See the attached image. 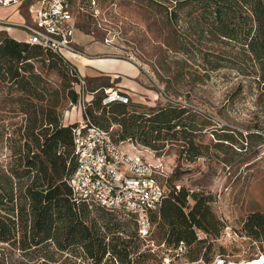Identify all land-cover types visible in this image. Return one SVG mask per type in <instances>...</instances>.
Segmentation results:
<instances>
[{"label": "rangeland", "instance_id": "374dc122", "mask_svg": "<svg viewBox=\"0 0 264 264\" xmlns=\"http://www.w3.org/2000/svg\"><path fill=\"white\" fill-rule=\"evenodd\" d=\"M71 1L74 4L76 0ZM82 5L90 10L86 0ZM96 7L95 16L80 12V27L76 26L74 32V42L82 47L83 56L90 58L86 63L106 70L99 76H86L88 87L99 84L123 88L113 72L124 73L125 62H129L140 69V86L128 91L131 97L127 112L148 111V107L167 102L190 105L192 110L186 111L184 118L186 126L175 127L185 128L187 138L179 131L176 138L169 134L165 139H151L148 146L165 162L168 187L178 189L177 184L206 196L212 218L219 222L217 227L193 226L196 238L181 250L163 239L155 223L150 240H134L138 248L131 253V264H201L219 251L236 256L263 251L264 229L255 236L245 228L244 221L252 211L264 214V95L249 75L236 69L238 45L227 38L196 31L191 27L195 12L175 0H96ZM66 55L84 75L78 69L80 63L74 62L80 54ZM204 55L210 60L218 59L220 65L210 67ZM32 62L33 71L40 73L47 84L44 98L34 99L35 105H55L54 95L62 83L58 67L39 58ZM41 90L38 87L37 91ZM20 92L15 85L0 80V166L11 161L9 144L25 121L22 103L17 100ZM95 95L99 96L100 91ZM57 110L66 122L81 116L78 103L68 97L57 103ZM92 114L104 127L112 123L116 124L114 129L120 127L110 107L102 110L94 105ZM248 132L254 133L249 136ZM189 138L197 154L187 148ZM153 142L155 146L162 142L165 145L154 147ZM194 201L188 195L185 209ZM53 249L52 245L48 247ZM140 252L145 254L140 256ZM60 257L51 264H69V259L62 261ZM28 258L0 242V264H35Z\"/></svg>", "mask_w": 264, "mask_h": 264}, {"label": "trees", "instance_id": "16d2710c", "mask_svg": "<svg viewBox=\"0 0 264 264\" xmlns=\"http://www.w3.org/2000/svg\"><path fill=\"white\" fill-rule=\"evenodd\" d=\"M175 2L187 4L189 11L195 12L191 27L196 31L221 36L238 45L236 69L249 75L264 95V0ZM38 58L49 61L48 64L58 67L61 73L62 83L54 95L55 105H35L34 99L44 98L43 90L47 85L41 74L33 71L32 61ZM204 58L210 67L220 65L218 59L210 60L205 55ZM0 80L21 91L17 100L22 103L20 110L25 114L24 123L17 128V138L9 144L11 161L0 166V242L28 255L35 264L55 263L60 256H63L62 261L69 259V264H131V253L138 248L134 240H142L134 218L76 199L67 180L76 165L71 132L75 121L65 122L57 103L66 97L72 103L77 102L74 72L50 49L1 32ZM38 87L41 92L37 91ZM100 98L94 95L88 109L94 118V105L102 110L111 108L112 118L120 125L112 131L117 140L130 137L148 145L151 139H165L169 134L176 138L179 131L184 138L188 137L185 128L175 129L186 126L185 113L192 110L186 106L167 102L148 107V111L127 112L130 101L101 104ZM262 103L264 107V99ZM252 133L248 132L249 136ZM187 142V148L197 154L193 140L189 138ZM152 145L163 147L165 144L155 146L153 142ZM188 195L195 201L186 210ZM212 217L206 196L189 192L185 186L169 188L150 214L151 233L157 223L168 244L176 246L180 241L189 244L196 238L193 226H218L219 222ZM128 224L133 229L128 230ZM244 225L257 236L259 229H264V214L252 211ZM125 234L127 237L123 236ZM50 245L54 247L51 251L48 250Z\"/></svg>", "mask_w": 264, "mask_h": 264}, {"label": "built area", "instance_id": "2783aa9c", "mask_svg": "<svg viewBox=\"0 0 264 264\" xmlns=\"http://www.w3.org/2000/svg\"><path fill=\"white\" fill-rule=\"evenodd\" d=\"M20 1L27 2L31 14L29 21L17 23L27 33L25 40L61 56L76 76L73 83L81 116L71 126L76 165L67 179L73 196L132 216L138 236L150 240V214L169 191L165 162L139 140L115 139L112 134L115 123L104 127L94 120L88 107L96 91H100L101 104L127 103L131 96L113 86L89 90L86 77L66 55L67 52L82 54L74 42L75 27L81 11L92 16L98 13L96 0H86L90 10L82 5V0H76L74 4L71 0H0V6ZM0 22L5 21L1 19ZM104 40L108 41L107 38ZM181 105L190 106L184 102ZM182 246L185 243L180 241L177 249L181 250ZM164 258L169 263L168 258ZM201 264H264V250L251 256L219 251Z\"/></svg>", "mask_w": 264, "mask_h": 264}, {"label": "crops", "instance_id": "0c3cea01", "mask_svg": "<svg viewBox=\"0 0 264 264\" xmlns=\"http://www.w3.org/2000/svg\"><path fill=\"white\" fill-rule=\"evenodd\" d=\"M26 3H27L26 1H20V2L10 4L7 6H0V20L2 19L5 21V22H0V33L1 32L6 33L9 36L14 37L16 39L26 38L27 36L26 31L21 26L17 25V23L27 22L31 19V14L28 11ZM17 26L21 28H18ZM77 26H79V22L77 23ZM16 32H19L20 35H18ZM79 47L82 50V47L81 46ZM83 54L84 53L76 56L74 58L75 59L74 62L76 64L80 63V65L77 64V66H79L78 69H80V71L84 73L85 77L86 76L88 77L99 76L106 72L105 68L101 65L87 64L86 62L89 61L90 58H87L85 55L83 56ZM98 59H101V58H98ZM120 60H123V59H120ZM125 63H126L125 69L123 70L124 73L118 74L116 72H113L114 73L113 75L119 78L118 83L120 84L121 87H123V88L119 87L120 89L127 91V92L135 91L140 86L138 82V75L140 73V69L137 68L136 66L129 64V62H125ZM80 66H83V67H80ZM121 77L123 78L120 79ZM99 87H101V85L98 84L94 87H91V88L88 87V88L89 90H97ZM97 93L98 92L96 91L94 95Z\"/></svg>", "mask_w": 264, "mask_h": 264}]
</instances>
